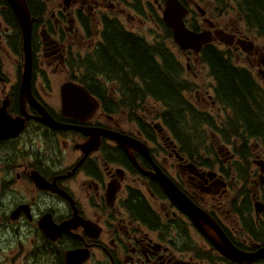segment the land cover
Listing matches in <instances>:
<instances>
[{
	"label": "flooded vegetation",
	"instance_id": "obj_1",
	"mask_svg": "<svg viewBox=\"0 0 264 264\" xmlns=\"http://www.w3.org/2000/svg\"><path fill=\"white\" fill-rule=\"evenodd\" d=\"M24 1L32 63L25 85L23 33L10 4L0 0V115L10 120L0 126V236L14 229L29 238L28 246L7 249L27 247L24 264H69L67 252L76 251L87 256L80 264H264V256L241 263L220 254L153 178L157 170L165 174L240 252L264 250V126L236 148V138L219 130L230 129V106L220 101L214 78L208 74L203 93L188 79L195 68L208 73L200 58L209 46L234 61L252 60L264 90V39L254 32L249 39L243 16L218 7L236 0H178L188 11L185 25L213 35L200 54L173 42L163 19L168 0ZM119 1L140 23H153L154 42L166 41L179 60L178 52L185 57L190 110L210 121L203 159L179 157L162 111L143 107L140 118H123L116 90L110 93V68L119 67L107 47L110 17L120 21L125 14ZM226 34L235 37L232 46ZM110 132L132 137L137 148L144 144L147 156L120 146Z\"/></svg>",
	"mask_w": 264,
	"mask_h": 264
},
{
	"label": "trees",
	"instance_id": "obj_2",
	"mask_svg": "<svg viewBox=\"0 0 264 264\" xmlns=\"http://www.w3.org/2000/svg\"><path fill=\"white\" fill-rule=\"evenodd\" d=\"M218 7L224 12L240 13L242 24L264 39V0H236ZM107 29L110 58L119 67L117 71L110 68L113 82L110 89L116 90L117 102L125 114L133 121V116L140 118L138 112L143 107L149 110L151 104L155 105L156 113L161 115L162 111L164 125L175 138L179 152L188 158L202 159L203 144L209 136L205 126L210 121L193 117L187 98L191 85L184 78L183 64L167 47V42L148 43L128 32L118 20L110 19ZM208 48L203 50L200 60L216 81L220 101L230 106L226 108L229 111L226 127L230 129L219 130L227 137H235V146L240 148L246 144L245 139L254 135L256 126H264V90L256 84L251 72L235 64L229 52H210ZM241 155L245 160L244 150Z\"/></svg>",
	"mask_w": 264,
	"mask_h": 264
},
{
	"label": "water",
	"instance_id": "obj_3",
	"mask_svg": "<svg viewBox=\"0 0 264 264\" xmlns=\"http://www.w3.org/2000/svg\"><path fill=\"white\" fill-rule=\"evenodd\" d=\"M12 7L20 28L24 37V46L26 53V64L24 72V85L29 83L31 76V22L30 14L27 5L24 0H7ZM187 9L178 0H168L165 12L164 21L167 26L173 31V41L180 47L181 50H193L196 54H199L202 48L213 40L211 32H195L188 29L185 25L184 19L187 16ZM226 43L233 44L234 37L228 35ZM80 88V87H79ZM87 95L86 92H83ZM69 97V91L67 92V100ZM47 119H50L47 116ZM51 120V119H50ZM10 122V120L3 114L0 115V126ZM54 123V122H53ZM55 127L54 124H50ZM110 137L114 139L120 146L127 145L141 151L147 156L148 151L145 150L146 146L137 148L139 145L135 144L131 138L117 132H110ZM141 147V146H140ZM147 149V148H146ZM135 163V158L130 156ZM136 164V163H135ZM153 178L158 182L163 191L167 194L170 200L178 207L179 210L187 214L194 225L199 231L205 235L214 247L227 258L235 262H253L259 259L260 256H264V250L255 254H245L234 248L225 235L217 228L212 220L200 211L195 205H193L184 194L159 170L156 171V175ZM67 261L69 264H80L83 260H86L87 256L81 254L79 251L69 253L67 252ZM82 257V258H81Z\"/></svg>",
	"mask_w": 264,
	"mask_h": 264
},
{
	"label": "rangeland",
	"instance_id": "obj_4",
	"mask_svg": "<svg viewBox=\"0 0 264 264\" xmlns=\"http://www.w3.org/2000/svg\"><path fill=\"white\" fill-rule=\"evenodd\" d=\"M117 1V0H115ZM121 4L119 5L120 10L124 11L125 14L118 16V19L120 20L119 22L123 25V27L129 31L128 29L134 31V32H138L141 33V36L143 39H145L147 42H152L153 41V34L150 33L149 29L154 30V26L153 23L150 22L149 20H142L143 23L139 22V17L137 15H135L134 11L130 10V7H126L124 5V2L119 1ZM127 2H132V0H127ZM203 8L205 6H202ZM128 14H131V16L134 19H128ZM110 15L111 12H110ZM111 19V17H110ZM113 20V19H112ZM200 24L207 26V23L200 21ZM224 24V22L222 23ZM136 36H139L138 34H134ZM163 35V34H162ZM161 35V36H162ZM249 39L251 38V35H247ZM174 51L177 53V49L174 48ZM178 56L181 60V62L186 66V59L185 57H182L180 55V53L178 52ZM236 64L238 67L241 68H245L247 69L249 72H251V74L253 75V77L257 79V76L255 74V72L251 69V62L247 61V59L245 57H237L235 60ZM196 76H190L188 77L189 80H192L197 86L198 88L201 90L200 92L203 93V89L205 88V83L206 80L209 78L208 77V73H207V69L206 70H202L201 68H195L194 70ZM208 83H210V80L207 81ZM112 86H110L111 88ZM110 93H111V89H110ZM148 112H154L153 115H155V105L151 104V108H149V110H147ZM148 114V113H147ZM144 121H148L151 117V114L149 116H144ZM215 116V113H214ZM128 117L129 114H125L124 115V119L126 120L127 123H129L130 120ZM126 129H130L129 126H126ZM206 152V150H203V154ZM9 234L7 235H1L0 236V262H2L3 264H24V257L28 255L27 253V247L24 249H16L14 251H10V249H7V247L9 245H15V244H20V245H27L29 244V238L26 237L25 235H20L17 234V232L14 229H10Z\"/></svg>",
	"mask_w": 264,
	"mask_h": 264
},
{
	"label": "bare ground",
	"instance_id": "obj_5",
	"mask_svg": "<svg viewBox=\"0 0 264 264\" xmlns=\"http://www.w3.org/2000/svg\"><path fill=\"white\" fill-rule=\"evenodd\" d=\"M149 43V42H148ZM211 115V114H210Z\"/></svg>",
	"mask_w": 264,
	"mask_h": 264
}]
</instances>
